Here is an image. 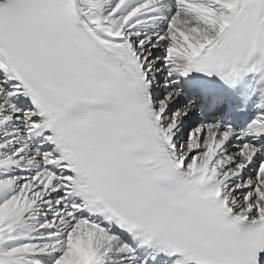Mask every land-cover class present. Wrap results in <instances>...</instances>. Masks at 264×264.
<instances>
[{
  "label": "snow or ice",
  "instance_id": "snow-or-ice-1",
  "mask_svg": "<svg viewBox=\"0 0 264 264\" xmlns=\"http://www.w3.org/2000/svg\"><path fill=\"white\" fill-rule=\"evenodd\" d=\"M0 264H264V0H0Z\"/></svg>",
  "mask_w": 264,
  "mask_h": 264
}]
</instances>
